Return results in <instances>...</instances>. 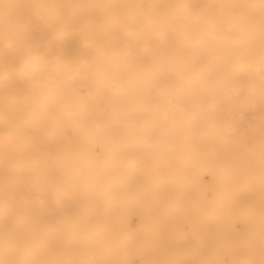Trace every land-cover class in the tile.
<instances>
[{
	"label": "bare ground",
	"instance_id": "bare-ground-1",
	"mask_svg": "<svg viewBox=\"0 0 264 264\" xmlns=\"http://www.w3.org/2000/svg\"><path fill=\"white\" fill-rule=\"evenodd\" d=\"M0 264H264V0H0Z\"/></svg>",
	"mask_w": 264,
	"mask_h": 264
}]
</instances>
